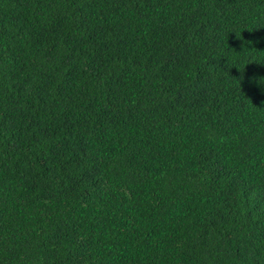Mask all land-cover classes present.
<instances>
[{
	"label": "trees",
	"instance_id": "16d2710c",
	"mask_svg": "<svg viewBox=\"0 0 264 264\" xmlns=\"http://www.w3.org/2000/svg\"><path fill=\"white\" fill-rule=\"evenodd\" d=\"M0 264H264V0H0Z\"/></svg>",
	"mask_w": 264,
	"mask_h": 264
}]
</instances>
